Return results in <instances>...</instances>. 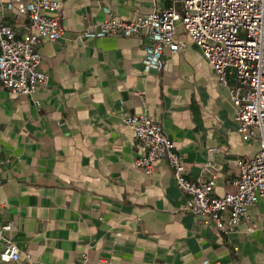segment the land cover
Masks as SVG:
<instances>
[{"label": "crops", "instance_id": "crops-1", "mask_svg": "<svg viewBox=\"0 0 264 264\" xmlns=\"http://www.w3.org/2000/svg\"><path fill=\"white\" fill-rule=\"evenodd\" d=\"M55 1L63 37L39 45L48 83L23 96L0 88V222L13 225L5 237L21 253L0 264H82L84 255L88 264H264L263 199L225 234L185 209L191 198L166 160L150 176L133 166L143 149L124 118L143 114L162 124L190 179L216 175V197L237 191L238 161L259 152L199 47L179 24L186 49L147 69L145 39L86 36L108 14L129 21L181 4ZM0 26L29 31L9 0H0Z\"/></svg>", "mask_w": 264, "mask_h": 264}, {"label": "built area", "instance_id": "built-area-1", "mask_svg": "<svg viewBox=\"0 0 264 264\" xmlns=\"http://www.w3.org/2000/svg\"><path fill=\"white\" fill-rule=\"evenodd\" d=\"M9 3L17 7L19 17L28 20L29 31L19 37L12 29L0 26V88L16 96L30 95L38 86L48 83L49 76L41 69L39 45L63 37L62 4L55 0L29 3L9 0ZM174 3L181 4L180 12L172 7L137 15L129 21L108 14L86 36L145 39L147 69L161 68L165 51L178 53L186 49V42L177 38L179 24L199 47L219 82L230 92L243 140L260 142V150L254 157L238 161L237 191L216 197V175L207 180L190 179L173 141L162 124L151 116H126L124 123L143 149L133 166L150 176L158 163L166 160L177 187L191 198L185 209L201 218L205 225L233 234L242 222H250L249 210L258 199L264 200V0H174ZM2 207L0 201V211ZM12 229L11 223L0 222L2 263L18 262L21 258L17 245L5 237ZM254 230L250 225L248 233ZM25 257L32 260L31 254ZM82 264H88L86 255Z\"/></svg>", "mask_w": 264, "mask_h": 264}]
</instances>
